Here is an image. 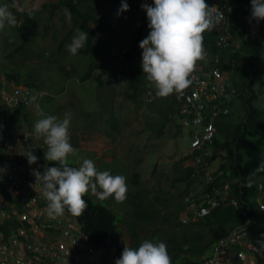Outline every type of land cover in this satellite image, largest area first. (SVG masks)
Instances as JSON below:
<instances>
[{"label": "crops", "instance_id": "obj_1", "mask_svg": "<svg viewBox=\"0 0 264 264\" xmlns=\"http://www.w3.org/2000/svg\"><path fill=\"white\" fill-rule=\"evenodd\" d=\"M10 1L12 2V0ZM20 3L24 6V12L16 10V14L14 13L17 18L18 26H20L23 21L33 19V21H35V24H33L34 26L38 25V27H42L50 24L55 27L56 40H54L52 44L57 48V51H59V67L65 69L61 75H65L66 79L62 78L64 86L59 88V90H57V88L40 89L45 91L47 95L40 103H38L40 106L39 110L32 108L34 106H31L29 108H24L29 109L28 112L17 111L15 107H9L5 104L3 96L2 103L0 104L1 106L4 105L7 107L11 112V115L5 118V122L10 128L9 132L15 135H22L24 133L31 134L30 141L22 144L20 147L11 152V154H15L17 156L24 155L26 157L28 152L31 151L38 157V162L41 163L42 169L50 167L48 161L45 162L39 158V156L43 154L45 155L47 146L43 143L42 138L38 139L36 137L34 124L38 119H41L44 116H57L58 118L63 119L66 113H70L71 122L69 132L72 146L77 149L78 152H88L95 159L94 163L98 164L99 162H103L108 165L106 171H109L112 175L118 173L120 168H113L109 166L121 163V154L117 153L115 150L116 142H124L120 140L127 138L129 132L132 134L131 130H129L130 125L133 127L138 123V130L135 134L138 142L145 138V133H149L146 128L150 127V123L145 122L143 119H151L152 123L157 121L160 114L164 115L165 113L169 115L168 117L173 115L174 111L180 114L178 104L174 103L176 94L174 93L167 98H159L156 96L155 87L152 84L147 85L146 89H143L141 83L139 84L141 85V87H139L141 90L140 99L145 98L146 100L145 96H147L146 94L149 92H152L155 97L153 102L142 100V105H150V103L154 104L161 101V103L163 102L162 110L158 109L153 112L152 108L145 109L144 107L135 108L126 105L119 106V103L110 102V100L116 101L117 98L119 99L118 94L124 89L123 85L125 84V81H127L126 78L128 79L126 75L129 73V69L134 65V69L131 72L132 77L136 72V67L142 62V49L138 48V45H140V41L138 42V40L140 39L139 37H141L142 40L145 39L150 33L148 19H145V10L142 8V5L145 2L142 0H20ZM123 3L128 4L129 10L121 13L120 9ZM243 8L251 11V6L249 5H245ZM65 9L70 11L71 20L66 17L64 12ZM91 13L93 18L89 19L88 17ZM28 14L31 15L28 16ZM85 28H88V30L92 31L95 35L94 46L101 51V56L94 58L92 56L83 55L81 53L82 49L76 56H73L68 52L67 45L71 43V40L73 36L76 35L77 30L79 29L86 32ZM248 32L249 34L256 36L255 39H252L254 41L260 34V28L252 26L249 27ZM39 42L43 43L42 40H39ZM132 50H134L135 53L131 58H128L126 54ZM245 50V48L242 49L241 54L245 53ZM224 57L225 59L223 60L228 62L226 54L223 55V58ZM94 63L109 69L107 74H102L99 69L94 71V76L101 74L103 76L102 82L104 85L101 87L98 86L94 77L85 82H81V78H78L77 75L74 74V70L77 68H85L88 71ZM123 78L125 80L123 85H121V80ZM110 80H114L115 84L113 85ZM132 80L133 78L128 82L129 85ZM91 83H94V86L89 89L88 87ZM12 86L14 88V85ZM129 87L131 91L129 94H126L125 97L127 99H131L129 97H131L130 95L134 91L131 88V85ZM9 89L11 90V87H9ZM116 90L117 96H113V91ZM124 92L126 93L127 89H124ZM263 95L264 91L263 93L258 91V98L254 101V104L256 102L257 105L255 106L264 110V101L261 100L262 98L264 99ZM42 105L47 107L50 112L43 111ZM235 110L242 112L240 113L242 115L241 118L246 116V110L242 104V99H239L234 103L232 111L228 117H223L218 120V126L220 127V130L223 129V133L218 131L217 141L222 145L228 141V133L232 130L234 131L235 126L238 125V122L241 120H233L232 117ZM75 112H77L79 116L78 122H73ZM172 118L173 116L170 118V122L166 126L165 131L167 132H165V136L160 139H164L166 136H171V138L177 137L178 139L181 128L184 129L179 115L177 118ZM27 124H30L31 129L27 127ZM140 128L143 130L139 131ZM176 128L178 129V133L173 131L171 135L170 129ZM115 134L118 135L115 136ZM160 139L156 138L157 141ZM156 140L152 142L154 143ZM140 143H142V145L144 144L142 148L146 146V142L141 141ZM168 149H170L169 146ZM169 152L170 153L168 155L164 151L165 158L162 160L157 158V162H163L164 160L167 161L165 162V167L167 168L165 173L170 174L173 180V174L178 172L184 173L185 169L189 166L195 167L194 161L188 159L190 156V148L187 150L183 149L175 150V152ZM225 157L226 154L223 150L213 149L209 164L211 163L212 167L215 169L219 168L225 163ZM146 160L147 157H141L139 164L136 161L137 168L142 166ZM159 167L160 163L156 165L154 169H152V167H142L141 171H138L137 173L140 174L141 178H145V175L149 170L151 171L152 177H155L157 182H159L166 176V174L164 176V173L161 172ZM197 175L199 177L192 186V189L189 191V195L186 194L185 196L184 203L186 204L190 201L202 202L205 190V178L201 173ZM257 182L258 184L261 183L264 185V182L259 179L258 176ZM170 186H173L172 183ZM180 186L185 189V184ZM228 188L229 183H227L224 188L226 191L222 190V197L226 199H233L228 196ZM189 198L190 201L188 200ZM256 203L258 207L257 199ZM233 206L238 207V203ZM240 211L242 213L246 212L248 217H252L247 211ZM257 211L260 223H256L253 226V231L255 233H260L262 230L264 231V226L262 227V224H264V217L259 209ZM191 214L192 213L188 210L187 206L185 217L187 218ZM245 219L247 218L245 217ZM183 222L187 223L189 221H186L185 219ZM255 241L256 243L258 242L257 236L255 237ZM213 245L211 246V252Z\"/></svg>", "mask_w": 264, "mask_h": 264}, {"label": "built area", "instance_id": "obj_2", "mask_svg": "<svg viewBox=\"0 0 264 264\" xmlns=\"http://www.w3.org/2000/svg\"><path fill=\"white\" fill-rule=\"evenodd\" d=\"M213 6L217 7L216 14L221 16V22L216 25V30L221 33L215 43L217 52L205 50L207 57L197 63L192 84L183 93L176 94L178 115L190 137V155H193L196 173L204 175L205 185L215 182L216 169L205 157L213 151L217 139V120L230 115L239 95L229 80L236 67L235 61L226 62L222 53L235 54L242 49L245 40L256 38L246 34L242 39H235L229 18L234 10L233 0H214ZM219 50L222 52L218 53ZM225 64L231 70L225 69ZM46 95L43 90L17 86L4 95V102L13 108H29L33 106L31 97L37 96L38 104ZM146 95L145 101H154L152 92ZM30 139L29 133H8L0 137V147L11 153ZM195 153L201 155L196 157ZM34 170L41 172L40 162L30 165L6 160L0 165V222H15L8 235L0 233V264H115L123 251L93 245L81 222L67 210L57 219L48 217L47 201L42 194V185L36 184ZM217 176H224V172H218ZM222 190L226 191L222 187L205 192L201 203L189 198L188 210L192 214L186 221L207 217L213 209L225 204L236 205V200L222 197ZM256 199L264 217V185L261 183ZM242 214L247 218L246 222L219 238L211 254L197 264H264V245L261 244L264 231L255 233L253 226L257 220L248 217L246 212Z\"/></svg>", "mask_w": 264, "mask_h": 264}, {"label": "trees", "instance_id": "obj_3", "mask_svg": "<svg viewBox=\"0 0 264 264\" xmlns=\"http://www.w3.org/2000/svg\"><path fill=\"white\" fill-rule=\"evenodd\" d=\"M142 1L148 3L149 5H154V0ZM213 1L214 0H205L210 7ZM11 3L12 2L10 0H3V2L0 3V6L7 5L9 6V10L16 14V9L11 7ZM245 3L251 6V0H233L234 10L229 18L231 28L234 32V37L235 39H242L246 34H249L248 29L252 26L259 27L260 34L254 41L251 39L244 41L242 49H246L245 53L241 54V49L235 54L230 52L222 54H226L228 60L235 61L236 67L229 80L239 91V95L235 98V102L242 99V104L246 110V116L241 118L238 125L235 126L234 131L232 130L228 133V141H226L223 145L220 144L217 139L215 140L213 149L223 150L226 154V161L221 165V167L216 168L215 182L210 185H205L204 188V193L207 191L211 192L216 188H225L227 183H229L228 196L236 199L238 207L226 204L214 209L206 218L204 217L187 223L181 221L180 217L183 213H185L188 206V204L184 203L185 196L186 194L189 195V191L192 189V186L199 177L195 173L196 167L193 166L187 167L184 173H175L172 185L176 186L178 184H185V189H181L180 194L177 197L174 195L161 196L162 191L158 187H154L152 190L145 192L138 190L135 195L131 196V204L136 209V221L129 226V229L133 232L135 238L138 236L137 225L151 217L147 214V210L145 209L146 207H148L155 215L156 213L153 211V208L157 209L160 212L158 213L160 215H164L160 206L165 208V210L172 209V211H170V216L166 219V222L170 223V227L175 229L176 234L166 233L168 237L165 240L169 255L172 259V264H197L204 257L208 256L211 252V246L219 238L225 236L246 221L240 210L247 211L254 220L258 219V224L260 223L257 211L258 207L256 205L258 189L257 175H254L255 173L250 172L246 167H244L245 159L243 149L248 145L250 137L264 136V110L256 107L254 104V101L258 98V91L261 93L264 91V21L257 23L255 20H250L251 11L243 8ZM88 18H93L92 13ZM145 19H147L146 11ZM33 24H35V21H33V19H28L23 21L20 26L16 25L15 27H8L23 33L26 29L32 27ZM85 31L89 34V36L85 47L81 50V53L94 58L101 56V51L94 46L95 35L92 31H89L88 28H85ZM220 36L221 33L216 30V27L211 31L205 32L203 41L204 49L206 51H213L216 53L217 49L215 47V43ZM139 38L138 42H141L142 38ZM233 41L235 40L233 39ZM4 44L5 42L3 45L0 43V103L2 102L3 96L12 90H10L9 86H6V84H13L15 87H29L37 90L45 89L44 83L46 80L41 82L39 79H35V77H33V71H30V74L28 75L29 78L25 80L22 78L24 77L26 71L20 70V72L18 71L15 73L7 69L8 65L5 64L7 62H11L10 65H12V68L15 66L19 68L25 66V62L28 59L23 58L24 63L21 65L19 62H21L22 54L20 58L16 60V55H14L15 50H6L5 53H2L1 49H6V44ZM138 46V48H140V45ZM18 49L21 51L22 49H26V47L22 45L19 46ZM221 52L222 51L220 50L218 51V53ZM134 53V50L129 51L126 56L131 58ZM223 59H225V57ZM141 64L142 62L136 67V72L130 84L134 91L129 98L134 100H136L137 94L141 92L139 90V84L142 81L141 79L143 75ZM224 68L231 70V67L227 64L224 65ZM60 69V73L65 70L63 68ZM97 69L101 70L102 74H107L109 72V69L94 63V65L89 68V72L87 71L81 77V82H85L94 77L98 86H103L104 83L102 82V74L94 76V71ZM45 73L46 72L42 74L41 71L40 78L43 79ZM1 77H4L3 81L1 80ZM61 83H63V81ZM63 86L64 85L62 84L60 88ZM257 86L259 89L255 90ZM57 90H59V88H57ZM174 103H178L176 99H174ZM173 113L176 112L174 111ZM10 115V110L0 104V137L10 133V128L5 122V118ZM168 116L169 115L165 113L164 115L160 114V120L157 119L156 122L150 123V127L148 128H150L156 136L155 138L160 139L165 136V132H167L165 129L170 122V118L172 116V119L175 118L174 115H170V117ZM175 116H178V114L176 113ZM217 128L220 133H223V129L220 130V127L218 126V120ZM199 155L201 154L195 153L196 157ZM205 158L208 159L209 162L211 161L209 156H206ZM188 159L194 161L193 155H190ZM6 160L14 163H29L27 157L24 155L17 156L15 154L7 153L0 147V165H2V162ZM43 171L44 169L41 170V173H43ZM220 171L224 172V176H217ZM140 177L139 173H135L132 178V183H134V185L136 184V186L140 185ZM249 181H251V186H247ZM149 195H153L154 199H150ZM85 200L88 204V208L82 216L74 217H76L83 225V231L90 238L91 243L96 246L104 245L113 247L122 252L118 246L119 241L116 239L119 227L117 226L118 217L115 211L107 206L96 203L89 195L85 197ZM200 202L201 201H198V203ZM151 219L153 220V218ZM14 224L15 222H8L6 224H1L0 222V233L8 235L9 232L12 231L11 227H13ZM207 234H210V237H207ZM131 247H139L138 239L137 243Z\"/></svg>", "mask_w": 264, "mask_h": 264}, {"label": "clouds", "instance_id": "obj_4", "mask_svg": "<svg viewBox=\"0 0 264 264\" xmlns=\"http://www.w3.org/2000/svg\"><path fill=\"white\" fill-rule=\"evenodd\" d=\"M11 7L23 11L20 0H12ZM142 8L147 13L150 29L149 35L140 42L143 73L154 85L157 97L181 94L192 84L197 63L207 57L203 46L204 34L221 22V16L216 14L217 7H210L205 0H154V5L144 3ZM128 10V4L123 3L120 12ZM64 12L71 20L70 11L65 9ZM250 20L257 23L264 21V0H251ZM16 25L17 18L9 6L0 7V30ZM88 36V33L78 29L67 45L68 52L78 55L85 47ZM31 101L39 110L37 96L31 97ZM70 122L71 114L66 113L63 119L44 116L34 124L36 137L42 138L47 146L45 159L59 165L45 167L43 173L33 171L36 184L42 185L50 219L63 216L65 210L72 216H82L88 208L85 197L89 193L101 201L114 198L117 203H123L127 198L124 176L98 171L90 159H84L79 167L70 166L69 157L77 155V149L70 142ZM26 157L30 165L38 161L31 151ZM256 172L264 173V161ZM247 186H251V181ZM261 244L264 245V241ZM115 264H172V259L166 243L144 240L138 248L126 246Z\"/></svg>", "mask_w": 264, "mask_h": 264}, {"label": "rangeland", "instance_id": "obj_5", "mask_svg": "<svg viewBox=\"0 0 264 264\" xmlns=\"http://www.w3.org/2000/svg\"><path fill=\"white\" fill-rule=\"evenodd\" d=\"M3 0H0V3H2ZM234 5V4H233ZM249 5V4H244ZM6 5H1L0 7H3ZM250 6V5H249ZM24 7V6H23ZM24 12V11H23ZM31 14H28V16ZM55 27L53 25L47 24L42 27H38L32 25V27H29V29H26L23 33H20L17 30H13L10 27L6 26L4 29L0 30L1 36H0V43L5 42L6 44V49L2 48L1 52L5 53L6 50H11L14 51V55H16V60H18L22 54L21 62H19L21 65L24 63L23 58L28 59L25 63L26 65L23 67L17 68V66L12 68L11 62L5 63L8 65V70H11L12 72L17 73L20 70L26 71L24 74V77L22 79L27 80L28 75L30 74V71H33V77L35 79H39L41 82L45 81V89L48 87H55V88H60L63 83H61L63 79H66L65 75H61V67L60 65V60L58 59L59 56V51H57V48L53 46L52 42L56 40L55 36ZM39 40H42L43 43L39 42ZM4 44V45H5ZM12 44V45H11ZM24 45L26 49H22L21 51L18 49L19 46ZM17 49V50H16ZM10 53V52H9ZM17 62V61H15ZM14 62V63H15ZM11 68V69H9ZM134 69V65L132 68L129 69V73L126 75L128 79L126 78L127 81H125V84L123 85L124 78L121 80V85H123V88L127 92H124V89L120 91L118 94L119 99L117 98L116 101L110 100V102H115L119 103V106H129V107H144L145 109L147 108H152L153 112L155 110L157 111L158 109L162 110L163 107V102L161 101L154 103V104H146L142 105V100L145 101L144 99H140L141 95L140 92L136 96V100L134 99H127L125 96L126 94L130 93V85L129 81L134 77H131V72ZM72 70V69H71ZM70 70V71H71ZM41 71L42 74L44 72L45 75L43 76V79L41 77ZM74 74L77 75L78 78H81L86 72L87 69L85 68H77L74 70ZM234 72V70H233ZM114 74V73H113ZM60 76V77H59ZM4 77H1V80L3 81ZM141 85L143 89L147 88V85L151 84L147 78L146 75L143 73L142 79H141ZM48 81V82H47ZM110 82L114 85V80H110ZM94 83H91L89 85V89L92 88ZM13 84H6V86L13 88ZM139 85V87H141ZM96 87V84H95ZM94 88V87H93ZM259 87L257 86L255 90H258ZM140 90V89H139ZM141 91V90H140ZM117 96V90L113 91V96ZM264 96V95H263ZM146 97V96H145ZM261 97V96H260ZM147 99V97H146ZM261 100L264 101L262 98ZM2 103V102H1ZM3 105V104H2ZM255 105L257 103L255 102ZM43 111L50 112V110L42 105ZM35 108V107H32ZM17 111H25L28 112L29 109H24L22 107L16 108ZM177 113V112H176ZM176 113H174V117L177 118ZM241 111L235 110L233 114V120L239 121L241 119ZM178 114V113H177ZM33 120V119H32ZM31 120V121H32ZM79 116L78 113L75 112V116L73 119V122H78ZM145 122L151 123V119H143ZM160 120V118H158ZM27 127L30 128V124H27ZM145 128V127H144ZM147 132L145 133V138L141 141L146 142L145 147H143L141 141H138L136 139V133L138 130V123L135 124L133 127L130 125L129 130H131V133L127 135V138H123L124 142H116V152L121 154V163L120 164H113L109 167L113 168H120L118 170V173H115L113 175H122L126 178V184H127V198L123 203H117L114 198H109L108 200L101 201L97 199L96 196L91 195L90 193L88 194L93 198V200L96 203L102 204L104 206H107L111 209H113L118 217L117 221V226L118 228V234L116 239H118V246L119 248L123 251L124 248L131 247L135 243H137V239L139 242V245L144 241V240H150L152 242H165L167 239L168 235L166 233H171V234H176L175 229L170 227V223L166 222V219L170 216V211L172 209H167L163 208L160 206L163 211L164 215H160V213L157 209L153 208V211L156 213V215L148 208L146 207L145 209L147 210V214L149 215L150 218L147 220L139 223L137 225V232L138 236L135 238L133 235V232L129 229V226L136 221V213H135V207L131 204V199L133 195L136 194L138 190L145 192V191H150L154 187H158L162 191V195H174L178 196L180 194V190L183 189L180 185L178 184L176 186H170L171 183L173 182V178L170 176V174H166L165 172L167 171V168L165 167V162H157V158L159 160H162L165 158V153L164 151L169 155V151L175 152V150H187L190 148V137L188 134L187 129L181 128V132L179 134V137H172L171 136H166L164 139H160L159 141L156 140V136L153 134V132L150 130V128H146ZM143 130L142 128L139 129V131ZM176 131L178 132V129H170L172 132ZM118 134H115L117 136ZM128 139V140H127ZM156 140V142H152ZM168 146L170 149H168ZM213 151L210 153L209 157H211ZM244 153V158H245V167L249 169L250 172L257 174L256 170L259 168L260 164L262 161H264V136H255V137H250L249 138V143L248 145L243 149ZM143 155V156H142ZM146 158L147 160L142 164V166H139L137 168V162L139 164L140 158ZM39 158L45 162L47 160L45 159V155L39 156ZM84 159H90L94 162V158L87 152L84 151H77V155L75 156H70L69 157V164L72 167H79ZM137 161V162H136ZM49 162V161H48ZM157 163V164H156ZM160 163V169L161 172L164 173V176H166L159 182H157V179L155 177H152L151 171L148 170L147 174L145 175V178L140 177V185L135 186L132 183V178L135 173L138 171H141L142 167H152L154 169L156 165ZM162 163V164H161ZM98 171H106L108 168V165H106L103 162H99L98 164L94 163ZM50 167H59V165L55 162H49ZM139 169V170H138ZM175 176V174H173ZM173 176V177H174ZM258 178L261 179L264 182V173H258L257 174ZM154 194V192H153ZM150 199H154L153 195H149ZM184 201V198H183ZM146 205V204H144ZM153 218V220L151 219ZM185 213H183L180 217L181 221H185ZM169 226V227H168ZM139 237V238H138ZM207 237H210V234H207ZM167 245V243H166Z\"/></svg>", "mask_w": 264, "mask_h": 264}]
</instances>
